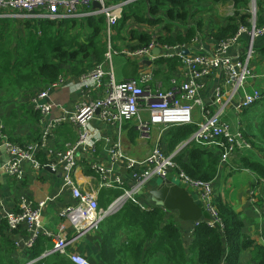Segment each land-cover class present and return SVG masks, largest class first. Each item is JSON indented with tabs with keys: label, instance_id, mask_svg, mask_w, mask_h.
I'll list each match as a JSON object with an SVG mask.
<instances>
[{
	"label": "crops",
	"instance_id": "0c3cea01",
	"mask_svg": "<svg viewBox=\"0 0 264 264\" xmlns=\"http://www.w3.org/2000/svg\"><path fill=\"white\" fill-rule=\"evenodd\" d=\"M139 1L143 0H109V3L121 6L124 12V9ZM210 4L226 5L223 9H219L218 12L214 9V13L210 8ZM98 10V8L95 9L93 6L85 9L77 17L63 19L65 22L62 23V26H56L55 29L56 31L60 30L61 33H65L70 29L69 36L74 46L78 47L86 43L89 35L93 32V29L87 26L88 20L96 23L95 21H99V18L102 17L96 15ZM258 11L264 14V6L258 10L257 0V13L248 12L252 15L248 21V28L252 29L254 24L257 26ZM235 12L236 7L233 0H219L218 2L214 0H194V3L189 8V19L186 22H174L170 29L173 35H184L190 28H196L197 35L194 41L191 44L182 46L183 51H189L190 57L196 55L213 56L218 53L221 43V41L216 39L219 28L227 26L229 19L235 15ZM165 14V11L161 12L163 17L166 16ZM144 16L148 19L151 17L149 12H144ZM32 20L38 21L39 25L47 21L45 19H31L30 21ZM105 29V34L99 38L104 44L98 40L101 46L107 49L104 60L101 63H97L95 56H93L90 59L81 61V64L86 67L84 71L99 64L97 66H101L105 71L108 70L107 72L113 74L115 82L122 83L126 80L135 79L142 87H150L153 92L157 91L160 86L164 92H168L185 81V68L183 67L173 73L172 79L160 81L155 77V72L159 69L164 70V66H158L150 58L138 61L140 67L138 65L133 66L130 63L136 60L130 58V52L128 51L137 50L138 48L136 47L140 45L137 40H133L132 32L136 35H148L155 41L159 36L169 35L163 25H150L147 22H138L135 18H132L122 29L119 36L117 29H114L109 36L107 20ZM18 30L19 34L23 36L21 29ZM250 45H253L255 51L251 61L254 78L247 83L240 95L232 98V87L228 82L227 75L221 70L215 71L206 79V87L201 92V97L210 107V110L213 113L221 112L223 119L225 117L228 121L225 122L229 123L235 130L240 131L243 136L238 150L220 168L213 182L214 199H221L239 214L244 224L243 233L254 241V247L242 254L239 264H258L253 258L254 249L255 247L264 248V179L256 171L248 166L245 167L242 163V159L246 157L264 166V100L248 109H239L238 107L245 92L252 93L255 90H264V35L253 40L249 32L244 33L232 45L230 54L244 59L245 52ZM156 51H159V55H156ZM176 52L159 47L152 54L158 58H166ZM109 53H111V58L108 56ZM113 54H116L114 55L115 57L119 55L125 57L122 70V66H120L119 78L115 76V69L113 70ZM149 62L151 64H148ZM92 71L89 70L87 74ZM83 75H76L73 72V66L70 64L64 68L63 76L66 82H77ZM148 76L151 79L145 82L144 79ZM174 81L177 83L176 86ZM44 86L32 91H19L14 94H6L5 91L0 89V112L2 114L1 120L4 124V138L0 137V225L5 221L7 213H14L19 210L22 199H28L33 203L50 199L51 202L45 209L43 216L44 230L51 235H63L71 242L72 250L84 254L89 259H92L95 264H106L101 259V224L98 230L79 234L67 219L60 217V213L73 205L75 201L71 193L63 187L61 174L47 168L51 150H65L67 147L79 142L80 133L85 128L71 123L70 119L77 112L79 103L88 98L73 88L52 90L48 98L40 101V105L53 104L52 112L44 116L37 110L33 101ZM99 94H103L102 89L91 90V98H97ZM219 95L220 106L217 104ZM141 116L143 120H149V114L144 106L141 107ZM201 117V110L197 109L194 113L196 123L200 121ZM48 129L51 130L50 136L47 137L46 145L43 147V137ZM170 129L164 130L160 126H150L149 134L143 136L134 123L126 122L120 126L107 123L101 120L98 115L89 125L91 147H86L77 154V168L74 174L76 185L83 192L94 195L97 198L100 209L105 211L112 210L115 201L123 195L124 191L118 187H102L103 179L101 174L97 173V168L106 169L112 179L121 178L124 183V189H132L135 187L136 181L127 171L125 160L114 159L110 155V146L120 137L123 153L136 161H143L150 155L154 147L160 145L166 153L172 154L175 160L188 148L187 146L191 142L189 140L175 148H171L168 135ZM120 131L121 136H119ZM7 144H15L22 148L34 145L36 147L34 157L40 168H36L31 162H26L22 177L19 178L9 173L4 166L11 163L13 156ZM187 158L188 156L185 157V160ZM172 181L177 182L178 180L173 178ZM160 183L159 179L147 181L138 192L148 211L159 207L151 200L149 193L156 189ZM190 192L197 197L198 203L203 207L199 193L196 191ZM102 195H105V199L107 198L109 202L107 208L104 206L100 207V204L105 203ZM162 209L165 214L162 226L169 222L176 223L180 233V242L187 254L186 260L190 263L193 258L191 248L194 243V230L196 227L194 228L192 222L180 220L178 212ZM204 213L205 217L208 218V213L205 211ZM123 233H120L119 244H124L129 237L128 234ZM4 236L13 244L12 249H5L2 252L6 257H9L7 260L11 259L17 264H34L38 261H27L28 251L30 250L26 248L28 237L25 232L16 231L11 233L6 230ZM50 252L51 250L47 251L42 258L53 254ZM142 264H165L164 254L161 252L153 254L147 263L144 262ZM221 264H226L225 260Z\"/></svg>",
	"mask_w": 264,
	"mask_h": 264
},
{
	"label": "built area",
	"instance_id": "2783aa9c",
	"mask_svg": "<svg viewBox=\"0 0 264 264\" xmlns=\"http://www.w3.org/2000/svg\"><path fill=\"white\" fill-rule=\"evenodd\" d=\"M93 4H99L100 9L96 15H104L108 24V34L118 25L122 19V7L110 4L109 0H0V20H63L77 17L85 9H89ZM249 13H257V0H250ZM249 32L253 38L264 35V25L252 29L241 25L234 37L221 42L218 53L213 56L190 57L183 54V47L160 46L156 41H152L147 46L137 50L128 51L131 59L141 61L146 58L155 61L158 57L152 52L161 47L165 50L177 51L168 57L178 56L185 68V81L175 89L164 92L161 86L153 92L150 87H142L135 79L117 83L110 72H106L103 67H97L89 74L79 78L77 82H66L64 76L59 77L55 82L45 85L39 94L34 98V103L46 116L53 110V104L40 105V101L49 97L50 92L57 88H73L87 97L77 106V112L71 117L70 122L81 125L85 129L80 133L79 142L67 147L65 150H51L48 167L62 176L63 187L68 190L75 203L67 207L60 213V217L67 219L78 233L84 234L92 230H98L99 225L106 218L109 211L99 208L97 198L88 192H83L74 181V174L77 168V154L90 144V123L99 115V118L107 123L122 126L126 122L134 123L138 131L146 136L150 132V126H160L164 130L182 125H196L197 129L191 136L190 141L210 150H216L220 156V168L225 165L231 156L238 150L243 136L223 119L221 112L213 113L210 107L203 101L201 92L206 87V79L215 71H223L227 75L228 82L232 87V98L240 95L247 83L254 78L251 69V61L255 51L253 45L245 52V58L232 56L230 49L241 36ZM111 58V53L108 55ZM108 78V79H106ZM150 76L144 80L148 82ZM176 81L174 85L176 86ZM103 90L102 95L91 98V90ZM264 99V90H255L252 93H244L238 104L239 109H248ZM220 106V95L217 101ZM144 106L149 114V120H143L141 107ZM197 109L201 110V118L198 123L194 119ZM0 112V137L4 138V124L1 120ZM65 121V120H64ZM51 130L45 131L42 146L45 147L47 137ZM121 136V131L119 132ZM13 159L4 168L12 175L22 177L24 174V164L31 162L36 168H40L34 157L36 147L30 145L22 148L15 144H7ZM110 155L114 159H124L126 169L136 181L132 189H124L121 178L112 179L110 173L102 167L97 168V173L103 179L102 187H118L122 189L123 195L117 199L112 209L125 200L132 201L147 210L138 192L147 181L152 179L170 180L175 178L189 191H196L200 195L203 209L208 213V218L203 221L192 222L195 227L200 223L207 222L211 226L220 227L221 221L214 199L213 182L192 179L178 168L174 156L166 153L160 145L154 147L150 155L143 161H136L123 153L121 138L119 137L110 146ZM176 174V175H175ZM50 199L33 203L28 199H22L19 210L14 213H7L5 221L8 231L25 232L28 239L27 250H31L41 236L50 238L53 241V248L50 253H58L73 264H95L88 257L71 249V242L63 235H51L44 230L43 216Z\"/></svg>",
	"mask_w": 264,
	"mask_h": 264
},
{
	"label": "trees",
	"instance_id": "16d2710c",
	"mask_svg": "<svg viewBox=\"0 0 264 264\" xmlns=\"http://www.w3.org/2000/svg\"><path fill=\"white\" fill-rule=\"evenodd\" d=\"M233 2L236 7L235 15L229 19L227 26L219 28L216 35V39L221 42L234 37L241 25L248 26L252 16L248 13L249 0H233ZM193 3L194 0L139 1L124 9L122 20L115 29L119 36L132 18L150 25H163L169 35L159 36L155 41L160 46L182 47L194 41L197 29L193 27L184 35H173L170 28L174 22H186L189 19V8ZM263 6L264 0H258V10ZM162 11H165V17L161 15ZM144 12L150 13V19L144 16ZM99 16L102 17L99 21H95L96 23L88 20L87 26L93 29V32L89 35L88 41L78 47L74 46L69 36L70 29L65 33L56 31L55 27H61L65 22L61 19L47 20L41 25L35 20H0V89L6 94L38 89L57 81L63 76L65 66L69 64L73 66L76 75L85 76L89 70H95L99 64L84 71L86 67L81 61L95 56L97 63H101L107 53V49L98 42L105 34L106 17ZM263 25L264 14L258 11L257 27ZM18 29H21L23 36L19 34ZM132 33L133 40L140 43L139 47H136L138 49L153 41L148 35ZM101 42L104 44L103 41ZM130 63L140 67L138 61ZM155 63L165 67L164 70L159 69L155 72V77L160 81L172 79L173 73L182 67V61L178 56L159 57ZM196 129V125L171 128L168 133L171 148L189 141ZM187 147L175 158L178 168L192 179L214 182L220 170V156L217 151L206 149L194 142ZM186 156H188L187 160H185ZM242 163L264 179V166L246 157L242 159ZM102 199L105 203L100 204V207L107 208L109 202L107 198L105 199V195H102ZM215 204L221 226H211L207 222H202L195 228V238L191 248L193 258L190 263L186 260L187 254L180 242L176 223L169 222L162 226L165 218L164 210L158 207L145 211L132 201H128L118 213L102 221L101 259L106 264H142L147 263L153 254L161 252L164 254L165 264H221L223 260L226 264H239L242 254L254 247V241L243 233L244 224L239 214L221 199H216ZM6 230L8 225L4 221L0 225V264H17L11 259L7 260L9 257L2 253L5 249L10 250L13 247L9 239L4 236ZM123 232L129 237L124 244H119L120 233ZM52 248L51 239L41 236L35 246L28 251L27 261L38 260L34 264H73L58 253L42 258ZM254 250L253 258L258 264H264V248L255 247Z\"/></svg>",
	"mask_w": 264,
	"mask_h": 264
},
{
	"label": "water",
	"instance_id": "95a60500",
	"mask_svg": "<svg viewBox=\"0 0 264 264\" xmlns=\"http://www.w3.org/2000/svg\"><path fill=\"white\" fill-rule=\"evenodd\" d=\"M93 7L95 9H100L99 4H93ZM155 53L156 55H159V51H156ZM183 54L189 55V51H183ZM148 64L151 63L149 62ZM47 168L51 169L50 167ZM149 194L151 200L156 203L157 206L168 211L178 212L179 219L182 221L198 222L203 221L205 218L204 209L198 203L197 197L178 183V181L162 180L158 187L150 191ZM126 202H128V200L116 205L107 213L106 217L116 214Z\"/></svg>",
	"mask_w": 264,
	"mask_h": 264
},
{
	"label": "rangeland",
	"instance_id": "374dc122",
	"mask_svg": "<svg viewBox=\"0 0 264 264\" xmlns=\"http://www.w3.org/2000/svg\"><path fill=\"white\" fill-rule=\"evenodd\" d=\"M211 6H210V8L213 10V12H214V9H216L215 11L216 12H218L219 11V9H223L224 8V6L226 5H222V4H220V5H212V4H210ZM215 13V12H214ZM218 20V19H217ZM216 20V21H217ZM111 52H113V51H111ZM121 53V52H120ZM114 55H116V54H113V70L115 71L114 73H115V76L117 77V78H119L118 76H119V70H120V66H122V68H121V70L124 68V63H125V57H123L122 55H119L118 57H115ZM121 72V71H120ZM251 81V80H250ZM224 120L225 121H227L226 119H225V117H224ZM228 122V121H227ZM160 182L162 181V180H159ZM179 183V182H178ZM81 254V253H80ZM82 255H84V254H82ZM85 256V255H84ZM92 260V259H91ZM93 261V260H92Z\"/></svg>",
	"mask_w": 264,
	"mask_h": 264
}]
</instances>
